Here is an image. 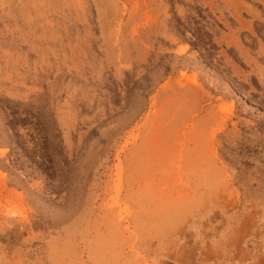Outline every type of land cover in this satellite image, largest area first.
<instances>
[{"label": "rangeland", "instance_id": "obj_1", "mask_svg": "<svg viewBox=\"0 0 264 264\" xmlns=\"http://www.w3.org/2000/svg\"><path fill=\"white\" fill-rule=\"evenodd\" d=\"M0 264H264V0H0Z\"/></svg>", "mask_w": 264, "mask_h": 264}]
</instances>
